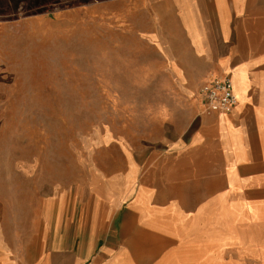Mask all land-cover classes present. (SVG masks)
Segmentation results:
<instances>
[{"label":"crops","instance_id":"crops-1","mask_svg":"<svg viewBox=\"0 0 264 264\" xmlns=\"http://www.w3.org/2000/svg\"><path fill=\"white\" fill-rule=\"evenodd\" d=\"M102 1L160 125L108 126L118 151L49 195L1 187L0 264H264V0ZM225 76L235 106L206 111L199 88Z\"/></svg>","mask_w":264,"mask_h":264},{"label":"rangeland","instance_id":"rangeland-1","mask_svg":"<svg viewBox=\"0 0 264 264\" xmlns=\"http://www.w3.org/2000/svg\"><path fill=\"white\" fill-rule=\"evenodd\" d=\"M105 3L0 0V190L49 188L62 171L84 169L90 153L102 165L118 151L102 141L108 126L133 134L159 124L147 111L153 85L135 78L147 71L121 55Z\"/></svg>","mask_w":264,"mask_h":264},{"label":"built area","instance_id":"built-area-1","mask_svg":"<svg viewBox=\"0 0 264 264\" xmlns=\"http://www.w3.org/2000/svg\"><path fill=\"white\" fill-rule=\"evenodd\" d=\"M228 76L212 78L203 84L198 93L206 111L228 113L236 104V96Z\"/></svg>","mask_w":264,"mask_h":264}]
</instances>
